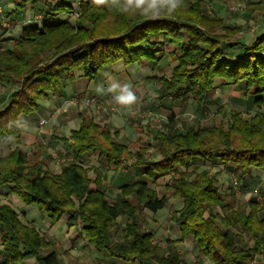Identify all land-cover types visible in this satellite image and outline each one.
I'll list each match as a JSON object with an SVG mask.
<instances>
[{
    "label": "trees",
    "instance_id": "trees-1",
    "mask_svg": "<svg viewBox=\"0 0 264 264\" xmlns=\"http://www.w3.org/2000/svg\"><path fill=\"white\" fill-rule=\"evenodd\" d=\"M11 2L6 18L13 20L27 8L40 18L25 24L18 37L5 38L11 47L0 49V86L11 85L0 108V144L21 138L22 116L38 112L41 101L62 81L79 77L93 81L119 62L125 66L158 62L167 44L176 63L171 73L146 75L141 83L145 88L155 85L158 100L186 104L192 98L197 110L206 112L216 102L219 81L223 87L244 84L245 96L259 108L264 105V30L248 44L238 37L243 26L211 15L204 0H183L172 15L156 19L138 11L124 12L112 0L104 4L81 0L78 8L73 0ZM246 10L264 14V0L247 1ZM226 106L220 104L217 112ZM78 115V129L69 136L53 132L50 137L76 156L97 153L115 171L132 162L152 182L171 175L163 185L164 193L140 179L123 183L111 197L97 165L69 159L55 172L42 157L43 143L31 153L17 145L0 154V186L6 185L27 205L37 206L52 224L64 218L66 227L77 228V239H85L108 258L188 264L177 245L192 237L199 252L195 264H203L204 257L213 264H250L261 257L264 264L262 201L251 197L239 204L219 187L226 167L242 183L258 169L264 182L263 111L244 116L240 109H231L226 125L200 119L189 123L174 113L157 123L148 121L143 128L155 140L158 159L146 154L151 144L133 150L119 140L120 129L86 112ZM216 161L222 164L218 171L197 170L201 162L213 165ZM172 198L182 202L170 218L180 234L167 238L164 248L145 222L148 210L157 212ZM119 219L125 220L123 226ZM0 239V264H21L29 258H35V264H62L60 255L67 253L35 223L23 221L7 202H0Z\"/></svg>",
    "mask_w": 264,
    "mask_h": 264
},
{
    "label": "rangeland",
    "instance_id": "rangeland-1",
    "mask_svg": "<svg viewBox=\"0 0 264 264\" xmlns=\"http://www.w3.org/2000/svg\"><path fill=\"white\" fill-rule=\"evenodd\" d=\"M81 0H73L74 5L78 8ZM247 1L254 0H204L205 8L208 13L214 16L221 17L228 24H241L243 31L239 33L238 37L251 44L264 30V14H250L246 10ZM0 49L11 47V42L5 43L3 40L8 37L16 38L21 32L20 28L27 23H32L40 18L39 15L32 9L27 8L8 21L4 20L5 13L12 8L11 0H0ZM5 23V24H4ZM23 25V26H22ZM172 47L167 44L165 46L163 56L158 62L144 61L141 64H132L125 66L122 62L117 63L113 68H105L92 83L98 82L96 85L99 88L100 84L105 86L107 93H114L115 96H109L104 99H99L98 96H86L83 100H78L77 105L73 103L68 106V110L74 107L75 112H86L88 115L94 117L96 121L102 124H108L112 129L118 128L120 132L124 131L125 136L119 137V140L127 142L131 149L136 150L145 145L151 144V149L147 151L150 158L158 159L159 153L157 147L154 145V138L148 134L143 127L148 121L154 123L160 120H166L171 113H174L178 118L193 123L195 119H200L205 123L227 124L230 117L231 109L237 108L242 111L244 116L253 114L261 110L263 107H258L245 96L244 84L236 86H220L219 81L216 82L218 88L215 94L216 102L213 103L206 112L198 111L194 100L191 98L186 104L180 101H172L165 99L160 101L156 98L154 90L155 85H150L147 88L142 86V79L146 75L166 74L171 73L172 68L176 65L171 60L169 53ZM236 50H232L235 54ZM122 63V64H121ZM96 88V89H97ZM127 88L136 97V100L130 105L120 104L116 96L123 94V90ZM11 89L10 84L0 86V108L2 102L8 98V90ZM139 97V99L137 98ZM146 97V98H145ZM145 98V100H143ZM71 99V98H70ZM227 105L223 112H217L220 104ZM76 107V108H75ZM40 140L32 144L34 147L27 148V152L31 153L36 149L39 143L46 145L42 157H46L48 166L55 172H59L61 165L69 159L77 160L86 166L97 165L105 174V184L107 193L113 197L119 191L120 186L125 182H132L147 178L142 174L140 169L134 167L132 162L127 166L121 168L119 171L109 168L105 159L95 155L85 154L83 156H76L72 152L65 150L56 141L49 139L50 132L44 133V129L40 130ZM44 133V134H43ZM142 140H140V138ZM12 145L8 144L7 140L0 144V154L8 152ZM222 164L216 161L215 164L199 163L197 170L204 168H211L213 171H218L222 168ZM232 168H227L221 171L219 187L222 193L230 198H234L236 203H244L251 197H257L264 205V182L262 172L253 170L252 175L247 183L240 182L238 185L234 184L233 179H238L233 175ZM171 175L162 176L156 182L147 180L153 187H155L160 194L164 193L163 185L170 179ZM239 180V179H238ZM0 202H7L11 204L19 213L23 221L33 222L38 229L47 233L56 239L59 246L67 250V253L60 255L62 264H139L138 262H125L116 259L119 262H114L113 258H108L105 255L95 251L92 245L88 244L85 239H77L78 230L76 227H66V220L64 218L52 224L45 213L35 205H27L16 194L9 192L6 185L0 186ZM182 202L180 199L172 198L163 209L152 212L147 211L145 226L147 229L154 230V237L157 243L166 248L167 238L179 237V227L174 225L170 218L174 209L180 208ZM120 225L125 224L124 219H119ZM73 239L76 242L73 243ZM1 240V239H0ZM252 244V241H249ZM178 251L186 258L188 264H195L196 256L199 254L198 248L193 241V238H188L185 242L177 245ZM0 257H2V248L0 245ZM35 258H29L21 264H35ZM203 264H213L210 258L204 257ZM250 264H262L261 257H256Z\"/></svg>",
    "mask_w": 264,
    "mask_h": 264
},
{
    "label": "crops",
    "instance_id": "crops-1",
    "mask_svg": "<svg viewBox=\"0 0 264 264\" xmlns=\"http://www.w3.org/2000/svg\"><path fill=\"white\" fill-rule=\"evenodd\" d=\"M39 19V18H37ZM23 26V25H22ZM22 31V28H20ZM21 32H19V35ZM18 35V36H19ZM17 36V37H18ZM120 64V63H119ZM122 64V63H121ZM108 67H106L107 69ZM110 69L113 68V66L109 67ZM108 68V69H109ZM105 71V70H104ZM104 74V73H102ZM98 82L92 83L91 80H89L86 77H79L74 80H64L62 81L60 87L56 89L54 92H52L48 98L41 101V107L38 110V112L32 114V115H23L21 120L23 122L22 125V136L20 139H4L5 142L7 140L8 144L12 145V147L15 146H21L24 150H27V148L34 147V145L40 140V135L42 134L40 130L44 129V133H53L56 132L59 135H65L69 136L72 130L78 129L80 126L81 118L79 117L78 113L75 112L74 107H71L70 110H68V106L66 105V101L70 98H75L76 96L78 99L83 100L86 96H98L99 99H104L109 96H115L114 93H107L105 91V86L103 87L102 84H100L99 88L96 87ZM97 88V89H96ZM88 94V95H87ZM117 98V96H116ZM78 102V100H77ZM2 102V106H3ZM74 105H77V103H74ZM2 108V107H1ZM76 108V107H75ZM83 112H89L90 111H84ZM41 119H45L47 122L43 126H40L39 121ZM43 133V134H44ZM124 131L120 132L119 137L123 138L125 136ZM49 139L52 141H56L52 139L49 136ZM124 140L122 139V142ZM57 142V141H56ZM59 143V142H57ZM128 144L127 142H124ZM61 146L65 148L68 152L74 153L72 150L67 149L64 145L59 143ZM88 155H95V153H86ZM85 155V154H84ZM99 156V155H98ZM255 170V169H253ZM257 172H260V170L256 169ZM263 179V177H262ZM180 234V233H179ZM96 251V250H95ZM97 252V251H96ZM114 262H119L116 259H111Z\"/></svg>",
    "mask_w": 264,
    "mask_h": 264
},
{
    "label": "clouds",
    "instance_id": "clouds-1",
    "mask_svg": "<svg viewBox=\"0 0 264 264\" xmlns=\"http://www.w3.org/2000/svg\"><path fill=\"white\" fill-rule=\"evenodd\" d=\"M97 4H104L106 0H95ZM113 4H118L120 10L124 12L138 11L151 19H156L161 15H172L183 5V0H112ZM120 104L130 105L135 100L134 94L125 88L123 94L117 97Z\"/></svg>",
    "mask_w": 264,
    "mask_h": 264
},
{
    "label": "built area",
    "instance_id": "built-area-1",
    "mask_svg": "<svg viewBox=\"0 0 264 264\" xmlns=\"http://www.w3.org/2000/svg\"><path fill=\"white\" fill-rule=\"evenodd\" d=\"M1 9V8H0ZM1 11V10H0ZM4 20L5 21H8L9 19L8 18H6V17H4ZM5 24V23H4ZM74 104V103H77V99L76 98H71V99H69V100H67L66 101V105H69V104ZM46 120L45 119H41L40 121H39V123H40V126H43L44 124H46ZM236 177V176H235ZM234 180V184L235 185H238L239 184V182H238V179H233Z\"/></svg>",
    "mask_w": 264,
    "mask_h": 264
}]
</instances>
